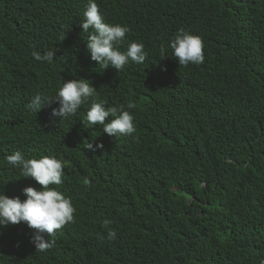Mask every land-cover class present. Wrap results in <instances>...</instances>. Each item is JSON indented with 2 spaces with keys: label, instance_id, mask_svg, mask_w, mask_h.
<instances>
[{
  "label": "trees",
  "instance_id": "trees-1",
  "mask_svg": "<svg viewBox=\"0 0 264 264\" xmlns=\"http://www.w3.org/2000/svg\"><path fill=\"white\" fill-rule=\"evenodd\" d=\"M93 2L130 30L121 52L144 45L143 64L92 61L89 0H0V195L23 202L24 189L43 190L7 156H47L64 164L50 188L75 209L46 252L25 223L0 226V264H264V0ZM180 30L202 38L203 64L179 66L170 43ZM79 79L106 108L130 111L135 133L86 125L91 100L62 123L59 104L28 107Z\"/></svg>",
  "mask_w": 264,
  "mask_h": 264
},
{
  "label": "clouds",
  "instance_id": "clouds-1",
  "mask_svg": "<svg viewBox=\"0 0 264 264\" xmlns=\"http://www.w3.org/2000/svg\"><path fill=\"white\" fill-rule=\"evenodd\" d=\"M83 21V33L89 32L90 29L93 33L88 37L87 48L92 61L97 62L100 68L106 70L112 67L119 72L129 61L137 65L145 62L147 55L142 43H131L126 52L119 50L130 30L124 26L105 23L97 3L93 0H89ZM170 48L180 67L204 63V45L199 36L180 30L171 41ZM32 55L37 61L50 63L55 54L47 52L42 56L33 51ZM160 55L162 60L167 58L164 45L160 47ZM96 93L97 90L90 82L83 79L71 80L64 82L55 98L35 94L28 107L38 113L45 106L59 104L58 109H53L52 116L60 117L62 123L74 116L85 102L91 100L90 110L86 114V125L103 126V132L109 137L134 134L136 129L130 111H126L123 106L106 108L103 102L95 99ZM127 108L134 109L135 104L129 103ZM109 118L111 122L106 123ZM103 147V144L94 147L92 143L85 146L90 151L102 150ZM6 160L9 165L21 169L24 178L34 179L43 190L37 191L31 187L24 189L27 199L23 202L18 197L10 199L6 195H0V226L25 223L35 232L31 242L36 252H46L54 246L56 233L74 222L75 209L71 200L50 188V185H61L64 164L47 156L39 160L25 159L19 151L7 156ZM84 184L90 186V181L85 179ZM110 224V221H105L103 227L110 229ZM45 236L49 239H45ZM107 236L109 240H114L116 232L109 230Z\"/></svg>",
  "mask_w": 264,
  "mask_h": 264
}]
</instances>
